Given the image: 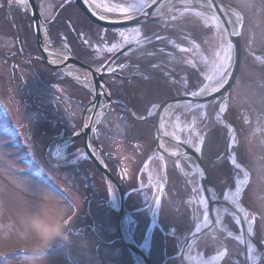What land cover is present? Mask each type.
I'll use <instances>...</instances> for the list:
<instances>
[{"label": "flooded vegetation", "instance_id": "1", "mask_svg": "<svg viewBox=\"0 0 264 264\" xmlns=\"http://www.w3.org/2000/svg\"><path fill=\"white\" fill-rule=\"evenodd\" d=\"M218 1L236 9L243 19L240 74L230 90L220 121L214 118L213 112L225 103L221 98L210 102L206 107L209 111L208 123L199 121L200 108L190 109L188 118L192 124L191 133H188L187 137L191 140L188 145L193 151H196V146L199 145L201 162L208 173L216 198L221 197L226 191H237V180L245 176V185L238 194L236 193L235 207L226 205L227 213L222 218V225L230 236L214 227L208 235L210 239L199 246L203 247L204 253L209 250L206 248L207 244L216 249L221 246L216 252L223 255L222 260L227 258L223 264H227V261L228 264H246L245 249L243 250L232 236L240 234L241 228L237 223L243 224L246 220L252 225L253 239L260 248H264V93L262 99L255 95L264 91V75L252 76L249 73L245 75L242 70L245 64L252 66L254 70L264 65V51L259 47L261 45L258 42L261 40L257 36L258 33L246 31L250 11L247 9L243 11L235 0ZM239 1L242 6L246 3L251 4L248 0ZM33 2L41 19L37 27L34 26L26 8V0L23 3L0 0V68L6 84L1 88L2 93L5 90L11 95L8 101L12 107L17 108L18 103L23 107L33 108L32 116L37 115L41 118L37 124L39 135H48L49 141L45 148L50 146L51 149L56 145L60 146L61 141H65L73 134L80 125L83 112L92 103L95 87L89 83L87 74L93 75L92 81L95 79L97 82L99 75L101 77L104 72L112 73L101 77V80L110 97L118 101L108 102L105 107H108V112H115L119 118L124 117L127 120L121 134L122 139L116 142L115 135L104 133L107 138L105 140L109 142V150H105L101 144H94L96 136L92 132L91 143L121 183L122 191L129 192L125 207L130 208L128 205L133 202L137 205L135 209L141 207L144 210L149 208L153 210L160 183L156 182L152 189H143L139 185V180L145 178L143 174L140 175V167L150 151L151 144L154 143L152 136L154 117L146 110L150 109L152 104L154 109L156 104L196 91L200 87L199 84L204 78L199 62L208 61L214 28L204 18L192 13L194 11H184L178 18L170 19L163 24L138 26L141 31L140 39L147 37L148 43L139 46L135 42L124 44L117 51L109 53L104 50L105 47L123 43L120 32L131 38L134 36L131 29L137 27L115 30L97 26L69 0ZM105 2L127 4L135 0ZM120 52V55L112 58ZM64 57L66 60L60 62ZM109 60L112 62L102 71ZM120 65L124 67L120 68ZM80 70L81 73L78 72ZM30 94L33 100L31 104H27L23 96ZM247 95L252 99L246 97ZM0 108L2 111L5 109L1 99ZM127 109L141 115L139 121L131 119ZM43 124L47 125L46 130L40 129ZM129 126L131 131L128 129ZM127 136L131 143L125 144L129 149L123 152L120 143ZM100 139L103 140L104 137L101 136ZM82 143L80 137L74 145L80 147ZM233 157L239 168L233 164ZM82 160L83 163L77 167L75 165L72 172L79 173L82 178L86 176L94 178L99 195L105 193L107 197L105 184L104 188L97 186L102 182L95 167L85 157ZM128 161L133 167L130 173L127 170L130 167L127 165ZM164 162L168 193L165 198L163 194L159 216L163 219L171 209H186L184 213L187 218L182 220L189 222L192 227L193 221L196 222L203 213L197 201L199 194L204 197L201 183L197 176L191 174L192 171L184 162H180L181 168H177L168 158H164ZM125 164L126 168H123ZM249 191L255 194L254 198L248 195ZM188 196L192 199L190 206ZM217 200L222 202L220 199ZM166 202L171 205V209L166 208ZM100 209H105L112 215L109 224L112 222L113 225V228L104 227L107 229L102 232L108 237L114 234L117 238L116 214L104 207ZM172 215L175 216L174 213ZM151 216L143 215L142 218L132 220L129 223L131 232L139 231L144 236ZM95 223L102 227V222H98L97 219ZM186 228L182 236L175 238V233L172 232L169 233L168 240H162V249H166L169 256L172 257L173 245L176 250L183 242L184 238L181 237L189 233L190 230ZM158 259V264H162L160 257ZM256 264H264V259H260Z\"/></svg>", "mask_w": 264, "mask_h": 264}, {"label": "rangeland", "instance_id": "2", "mask_svg": "<svg viewBox=\"0 0 264 264\" xmlns=\"http://www.w3.org/2000/svg\"><path fill=\"white\" fill-rule=\"evenodd\" d=\"M235 1L239 7H242L243 11L246 9L250 11L248 14V22L246 24L248 28L246 31L247 33L250 31H256L258 33L257 36L260 37L261 40L258 42V44L261 46H258L260 48L262 47L261 49L264 51V0H248L251 4L248 5L246 3L245 6L240 5L239 0ZM177 2L178 1L175 2L174 0V3L170 5L171 9L176 7ZM254 11L256 12L254 13ZM180 13L184 12L178 11L172 15V11L170 12L171 15H169L166 20H173V17L178 18ZM192 13H196L197 16L202 17L197 11ZM222 40L223 38L220 31H214L213 39H210L211 42L208 61L203 63L199 62V65L202 68L201 74L204 78L203 82H201L199 86H203L205 84V75L212 74L211 65L212 61L216 58L215 54L217 52H221V54H223L222 48L220 46V41ZM242 72L245 75L249 73V75L252 76H255L256 74L264 75V65H261L259 69L257 67V70H254L252 66L245 64L243 66ZM1 73L2 70L0 68V99L5 108V114L6 116L8 115L7 117H9L8 119L13 124L18 125V127L20 126V135L15 133L14 135L19 141L18 144L24 146L25 151L24 155L22 156V152H19L20 149L16 151V146L12 142L14 136L8 132H0V264H32L31 257L33 256V249L38 241L31 234L25 233L23 231L21 227V217L36 210H43V212H45L52 220H59L66 224L67 226L65 228V232L69 237L67 242L60 239L54 240L51 245L44 250L45 259L40 262V264H69L66 260L68 247L73 249L72 257H74V260L77 262V264H98V260L102 264H105L107 261H110L113 264H121L122 261L120 258L122 252L120 251V246L116 243L112 246H104L101 244L100 239L96 237V234H98L99 231H106V229L109 227L113 228L112 222L109 224V220L111 221L112 215L109 212H106L105 209L101 210L100 208L102 207H99L100 205L95 204L96 200L99 199V196L97 197L96 195L98 191L95 187L96 180L94 178L90 179L89 177L82 178L79 173H74L75 171L72 172V169L75 165L77 167L80 163H83V146L81 145L79 147L70 143L69 141H61L60 146L56 145L48 152L50 159L52 161L56 160L53 162L57 163L61 167L58 169H52L48 167L44 159V148L49 141V138L47 134L39 135V130L37 127V124L39 121H41V118H39L37 115L32 116V107H23L18 103H16L17 108L10 105L8 98L11 95L5 90L2 93L1 90L3 85H6ZM263 93L264 91L262 93H256L255 95L257 97H261L262 99ZM246 97L252 99V97L249 95ZM23 98L25 103H32L33 99L31 94L24 95ZM252 104L254 105L255 102ZM152 109L153 104L150 106V109L146 111L150 113ZM200 113H203V116L200 114L199 121L201 120L207 122V117L209 114L208 109L206 110V108H200ZM218 113L219 108L213 112V114L214 118L217 121H220V119H217ZM101 115L102 118L100 117L97 120L93 128V133L96 136L93 142L96 145L101 144L102 148L106 150L109 148V142L108 140H105L107 138H105L106 135L104 133H112L115 135L114 138L116 142L117 140L118 142L119 140L121 141V134L124 132V123H126L127 120L124 119V117L122 119L121 117L119 118L115 112H107L106 114H103L102 112ZM170 115L171 118H173L178 123L176 133L179 135V132L182 131L179 136L181 140L183 142L188 140L189 138L187 135L188 133H191L190 127L188 126L192 124L188 118V113H185V111L183 112V108H174ZM138 118L140 117L138 116ZM136 121L139 120L137 119ZM40 129L46 130L47 125L43 124V127ZM101 136L104 137L103 140H99ZM120 145L122 146L123 152H126L127 149H129L123 142H121ZM23 157H26L27 161L37 164L39 169L38 176H40L41 179L29 173L26 160ZM130 164L131 163L128 161L127 165L130 166ZM127 170L128 173H130L133 170V167L130 166ZM48 181L54 183L58 191L52 189V186L50 183L48 184ZM239 181H241L244 186L246 183L245 176L239 179ZM231 192L235 193L237 191H226L225 193L228 194L227 198H225V193H223L224 195L222 194L221 197L217 196L216 199H220L222 202L225 199L231 203L233 202L231 200ZM239 195H241V193ZM248 195H251L253 198L255 197V194L253 195L251 191L248 192ZM201 197L202 194H199L197 201L198 206L201 208L203 213L199 215L196 222L193 221L192 223L191 221L192 224H196L197 226L207 222V213L206 210H204L205 203H201ZM64 198H70L71 202H73L76 206H81L82 208L79 209L81 215L71 223L66 218L69 215L74 216L76 212L65 204ZM187 200L188 206H190V202H192L191 196H188ZM167 203L168 202H166V204ZM87 205L90 208V212L87 211ZM128 206H130V208H126L124 216L126 218L124 220H127V228L129 227V223L132 220L142 218L143 215L150 217L153 213L151 208L144 210L143 208L138 207L135 209L134 207L137 205L133 202L129 203ZM166 208L171 209V205L167 204ZM185 210L186 209H171V212H173L175 216L172 215L173 213L171 214V212H167L166 216L169 217L170 220L166 221V227L171 229L173 227V222H176L177 219H179V223L183 224L185 228L188 226L187 224L190 225L189 222L183 221L187 218L184 213ZM89 213L91 217L96 215L97 221L102 222V227H99V225L96 227L97 231L96 228H93L94 224L91 223L90 216L88 215ZM89 224H91V228ZM78 227H84V229H80L79 232H76V228ZM176 229L179 230V226H177ZM176 229H173V232H176ZM74 230L76 235L72 234ZM94 232H96V234ZM168 232L171 233L172 230H168ZM240 235L241 234H238L237 236L240 237ZM183 238L184 237H181V239ZM144 245L145 243L143 244V250H145ZM240 245L244 250L245 248L243 244ZM156 248L159 250L157 246ZM196 250L197 247L195 248L194 244L187 255L189 261L192 264H213L214 261L217 262V264H223L226 262L227 258L224 260L221 259V253H217L215 258L211 260L200 258L201 256L199 259H196L194 258V254H197L195 253ZM261 255L264 256V252H261ZM219 259H221L220 261L222 262H218ZM175 264H178V262Z\"/></svg>", "mask_w": 264, "mask_h": 264}, {"label": "water", "instance_id": "3", "mask_svg": "<svg viewBox=\"0 0 264 264\" xmlns=\"http://www.w3.org/2000/svg\"><path fill=\"white\" fill-rule=\"evenodd\" d=\"M170 1H173V0H155V3H152V0H150L148 2V4L151 6L145 8V12L147 13V15L137 14L133 19H125L123 16L109 18V19H101L100 17L96 16L93 12L90 11V9L87 5L88 3L85 0H73V2L81 9V11L93 23L98 24V25L103 26V27H109V28H125V27L137 26L140 24L156 23V22H158V18L154 17L153 13H157L159 10H161L163 8V6L165 7ZM204 1H206L210 5V8L212 9L211 11L213 12L214 17L220 23V25L223 29L224 35L226 37V42L231 41L234 44V48H233L232 53H231L233 56L232 66H231L229 73L226 77L227 83H225L222 87H219V90L217 92H213L211 94L205 95L204 97H198V103H200V104L206 103L207 101L211 100L212 98H216V97H219L221 95H226L230 91V88L232 87V85H233V83H234V81L238 75V71H239V67H240V34L238 36L230 35V33H232L233 31L239 32V26L232 28L231 23H229V21H228L227 17L225 16L222 8L216 2V0H204ZM33 16H34V18H36L34 14H33ZM167 18H168V16L166 17V19ZM166 19L164 21H166ZM192 99L193 98L190 95V96L185 97V98H178V99L174 100L173 102L174 103H184V102H190ZM170 103H171V101L165 102V103L161 104L159 107V110H158L157 116H156V124H155L156 132L158 131V128L161 127V124H160L161 112ZM90 123H91V121H90ZM75 137L76 136H74L68 140L72 141ZM160 138H161V136L158 137V139H160ZM84 145L86 148V144H84ZM158 152H161V148L159 147L158 142H157L156 148L154 149L153 153H158ZM87 153L90 157H92L91 154L89 153V151ZM92 159H93V157H92ZM93 161L96 163L97 167L99 168V170L101 171L103 176L106 177V172L102 168V166L99 165L97 163V161H95L94 159H93ZM199 171H200V180H201L203 187H204V190L208 196L207 197V199H208V213H209L208 216L212 219V207H213V204L216 203L215 200H213L209 194V189L211 188L212 184H211V181H210L206 171L204 170V168L201 165H199ZM121 217H122V212L120 211L119 220L121 219ZM213 225L214 224L211 222V224L207 228H204L201 231L193 234L185 242V244L181 250V253L179 255L180 260H181V264H186L184 259H183V253L186 250V248L190 245L191 241L198 238L200 235H202L203 233H205L206 231L211 229V227ZM250 240L253 243V240L252 239H250ZM122 242H123L125 248L130 253L134 252L137 256H140L142 258V260L146 263L145 258L141 254H139V252H137L136 250H133V248L123 238H122ZM253 245H254V243H253ZM257 250H259L260 252H264V250H262V249H257ZM254 257H256V258L258 257V251L254 252Z\"/></svg>", "mask_w": 264, "mask_h": 264}, {"label": "snow or ice", "instance_id": "4", "mask_svg": "<svg viewBox=\"0 0 264 264\" xmlns=\"http://www.w3.org/2000/svg\"><path fill=\"white\" fill-rule=\"evenodd\" d=\"M18 3H23L24 0H17ZM152 3H155V0H152ZM151 5L148 4V0H135V2H129L127 4H118V3H111V2H105V0H99V2H96L94 4V7L96 9L102 10L104 13H119L121 14L125 19H133L137 14L147 15L145 12V8L150 7ZM210 6V5H209ZM185 11H190L189 8H185ZM153 15H161L163 16V13H153ZM101 19H104V16L101 15ZM175 19V17H173ZM213 23L215 24V18H213ZM131 32L134 33L133 37H129L124 32H120L119 35L122 38L123 43L122 44H113L111 47H105V51L112 53L119 49V47H122L124 44H129L135 42L138 46L142 45L144 43H148L149 40L147 37L144 39H140L141 37V31L140 28H133L131 29ZM230 35L238 36V31H233L230 33ZM160 37H157L159 39ZM226 39V37H225ZM223 54L221 52H217L215 54V60L212 61V74L205 75V80L209 83L204 84L203 87H200L198 91H193L188 93L189 95L193 97H198L204 94H211L213 92H217L219 90V87H222L225 83H227V75L229 73V70L232 66L233 62V56H232V50L234 48V44L231 41H228L226 44L221 45ZM99 52L100 49H97ZM181 51H190V49H181ZM259 59V57H258ZM188 63H191V61H188ZM120 68H123L124 65H120ZM109 71H115V69H109ZM187 86V82L185 81V87ZM198 108H205L206 105L199 104L196 105ZM190 110V109H189ZM224 111V105H221L220 113L217 114V119H220L221 114ZM151 115V112L149 113ZM201 116H203V113H201ZM163 123L161 127H163ZM188 127H191L189 125ZM231 131V129H229ZM165 135H169L170 133L165 132ZM172 135H175L174 133ZM178 139V137H177ZM201 142L203 140V137L200 138ZM185 143H191V140L184 141ZM196 151H200L199 145L196 146ZM176 153H173L175 155ZM233 164L239 168V164L236 163L235 158H232ZM241 181L239 179L237 180V192H239V184ZM195 191V189H193ZM227 193H225V198H227ZM201 203H204L203 197H201Z\"/></svg>", "mask_w": 264, "mask_h": 264}, {"label": "bare ground", "instance_id": "5", "mask_svg": "<svg viewBox=\"0 0 264 264\" xmlns=\"http://www.w3.org/2000/svg\"><path fill=\"white\" fill-rule=\"evenodd\" d=\"M12 1H17V0H12ZM177 2V5L174 9H171L170 5L172 3H174V0L173 1H170L165 7L163 6V10H159L158 12L159 13H163V16L161 15H154V17H157L158 18V22H163L167 16L171 15L170 12L173 11V14L175 12H178V11H181V12H184L185 11V8H189V9H197V10H203L204 12H207V13H210V14H213V12L211 11L212 9L210 8L209 4L204 1V0H175V2ZM91 2H93V0H91ZM172 14V15H173ZM229 23H231V26L232 28H235L236 25H237V20L235 19L234 16L232 15H226ZM64 60H66V57L62 58L60 62H63ZM78 72H82L81 70L78 71ZM85 73V72H84ZM83 73V74H84ZM209 83V82H208ZM205 95H208V94H204V95H201V96H198V97H204ZM198 97H193L194 101L189 103V104H185L184 106H187V107H194L196 105H199L200 103H198ZM105 105L104 104H100L96 107H93L92 109H90V112H89V115L87 117V123H86V126L89 124V120H91V117L93 115V113H95V116L94 118L91 120V123L87 126V132L88 133H91L93 131V128L97 122V120L101 117V109L104 108ZM172 108H169L168 110H166V113L164 112V114L162 115L161 117V121L163 123V127H160L159 129V132L161 134V146L164 147V149L166 150H169V151H177V152H182L180 149H178V140L175 138H171V137H174V136H177L176 135V130H177V123L175 120H170V119H167L166 117L168 116V114L172 111ZM180 108V106H179ZM221 109V108H220ZM220 112V111H219ZM162 125V124H161ZM165 132H168L170 133L169 135H165L164 133ZM175 134V135H172V134ZM56 161V160H54ZM243 187V184H239V192L240 190L242 189ZM239 192H231V195H232V199L233 202H228L227 200H223V202H218L217 204H220V205H214V208H213V214H214V219H216L217 223L219 226L222 225V218L224 217V214L227 213V206L226 205H229L231 207H235V202L237 200V194ZM237 193V194H236ZM230 203V204H228ZM154 217V215H153ZM126 219V218H125ZM124 224L127 223V220H124ZM209 223V221H208ZM206 223V224H208ZM246 225V229L247 228V224L244 223ZM126 226V225H125ZM199 227L203 228L205 227V225H200ZM236 238H239L236 236ZM240 239H242L243 243L245 244L246 248L249 249V242L247 240V236L245 235H241L240 236ZM251 248V246H250ZM213 264H217V262L214 261Z\"/></svg>", "mask_w": 264, "mask_h": 264}, {"label": "clouds", "instance_id": "6", "mask_svg": "<svg viewBox=\"0 0 264 264\" xmlns=\"http://www.w3.org/2000/svg\"><path fill=\"white\" fill-rule=\"evenodd\" d=\"M66 224L59 220H52L43 210H36L21 217V227L25 233L31 234L38 243L33 249L31 257L32 264H40L45 259L44 250L51 243L60 239L65 242L69 240L65 232Z\"/></svg>", "mask_w": 264, "mask_h": 264}, {"label": "trees", "instance_id": "7", "mask_svg": "<svg viewBox=\"0 0 264 264\" xmlns=\"http://www.w3.org/2000/svg\"><path fill=\"white\" fill-rule=\"evenodd\" d=\"M86 177H87V176H86ZM86 177H85V178H86ZM167 220H170V218H169V217H165V218H163L164 224H167V223H166ZM177 222L179 223V220H176V222H173V226H174ZM165 228H167V227H165ZM172 244H173V242H172ZM157 247H158V249H159V251H160V253H161V252H162V238H161V236H159V238H158ZM173 250H175L174 245H173V247H172V251H173Z\"/></svg>", "mask_w": 264, "mask_h": 264}]
</instances>
